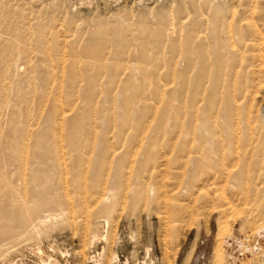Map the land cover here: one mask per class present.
<instances>
[{
    "label": "rangeland",
    "instance_id": "rangeland-1",
    "mask_svg": "<svg viewBox=\"0 0 264 264\" xmlns=\"http://www.w3.org/2000/svg\"><path fill=\"white\" fill-rule=\"evenodd\" d=\"M0 69V264H264V0H0ZM226 84L239 108L232 139L219 116ZM11 150L27 164L17 169ZM22 213L31 224L16 232Z\"/></svg>",
    "mask_w": 264,
    "mask_h": 264
},
{
    "label": "bare ground",
    "instance_id": "bare-ground-1",
    "mask_svg": "<svg viewBox=\"0 0 264 264\" xmlns=\"http://www.w3.org/2000/svg\"><path fill=\"white\" fill-rule=\"evenodd\" d=\"M79 6H80V5H79ZM86 14H87V13H86ZM256 32H257V31H256ZM260 32H261V31H260ZM17 34H18V33H17ZM215 34H216V33H215ZM211 35H214V34H211ZM260 35H261V34H260ZM258 36H259V35H258ZM212 37H213V38H214V37L217 38V34L214 35V36H212ZM99 38H100V37H99ZM226 38H227V37H226ZM226 38H225V39H226ZM214 39H215V38H214ZM214 39H213V40H214ZM218 39H220V38L218 37ZM227 39H228V38H227ZM227 39H226V41H228ZM94 40H95V39H94ZM97 40H98V39H97ZM100 40H101V39H100ZM215 40H216V39H215ZM95 41H96V40H95ZM216 41H217V40H216ZM221 41H222V40H221ZM196 42H197V41H196ZM200 42H201V41H200ZM200 42H198L199 45H200V44L202 45V43H205V42H202V43H200ZM211 42H212V41H211ZM217 42H218V41H217ZM217 42H216V43H217ZM93 43H94V42H93ZM174 44H175V43H174ZM174 44H173V45H174ZM205 44H208V43H205ZM205 44H204L203 46L200 45V46H201L200 48L204 49V46H206ZM211 44H215V42H214V43H211ZM218 44H219V42H218ZM227 44H228V46L230 45V43H228V42H227ZM262 44H263V43H262ZM173 45H172V46H173ZM194 45H195V44H194ZM199 45H198V48H199ZM209 45H210V44H209ZM234 45H235V44H234ZM244 45H245V44H244ZM260 45H261V44H260ZM40 46H41V45H40ZM91 46H92V45H91ZM172 46H171V47H172ZM174 46H175V45H174ZM174 46H173V47H174ZM210 46H211V45H210ZM212 46H214V45H212ZM235 46H236V45H235ZM196 47H197V46L193 47V49L195 48V50H196ZM215 47L217 48V44H216ZM220 47H221V46H220ZM220 47L218 46V50H221ZM87 48H88V47H87ZM91 48H92V47H91ZM200 48H199V49H200ZM210 48H211V47H209V50H210ZM213 48H214V47H212L211 49L213 50ZM230 48H231V50H232V48H235V47H230V46H229V48H227V50H228V49L230 50ZM246 48H247V47H246ZM89 49H90V48H89ZM94 49H95V48H94ZM98 49H99V48H97L96 52L98 51ZM260 49H261V48H260ZM20 50H21V49H20ZM99 50H100V49H99ZM102 50H103V49H102ZM214 50H215V48H214ZM214 50H213V51H214ZM216 50H217V49H216ZM216 50H215V51H216ZM218 50H217L216 52H215V51H214V52L217 53ZM231 50H230V54H229V57H228L227 60H229V58H230L231 62H233V61H232V57L235 55V58H236V57H237V54H236V50H235V52L232 51L233 53L231 54ZM245 50H246V49H245ZM6 51H7V50H6ZM6 51H5V52H6ZM91 51H93V50H91ZM116 51L119 52L120 49H119V50H116ZM197 51H199V50L197 49ZM203 51L205 52V50H203ZM203 51L201 50L200 52H201V53H204ZM213 51H212V52H213ZM94 52H95V51H94ZM99 52H100V51H99ZM210 52H211V50H210ZM214 52H213V53H214ZM219 52H220V51H219ZM259 52H260V51H259ZM220 53H221V52H220ZM248 53H249V52H248ZM21 54H22V53H21ZM196 54H197V52H196ZM198 54H199V53H198ZM198 54H197V56H198ZM211 54H212V53H211ZM211 54H210V55H211ZM239 54H240V53H239ZM200 55H201V54H199V57H200ZM205 55H206V54H205ZM214 55H215V54H214ZM201 56H202V55H201ZM217 56H219V55L216 54L214 59H217V58H218ZM26 57H27V56H26ZM204 57H205V56H204ZM211 57H212V55L210 56V59H211ZM213 57H214V56H213ZM213 57H212V58H213ZM220 57H221V56H220ZM19 58H20V57H19ZM65 58H66V57H65ZM195 58H196V57H195ZM252 58H254V57H252ZM88 59H89V58H88ZM219 59H220V58H218V60H219ZM221 59H222V58H221ZM243 59H244V57H243ZM35 60H36V59H35ZM44 60H45V59H44ZM48 60H49V59H48ZM190 60H191V59H190ZM190 60H189V62H190ZM193 60H196V59H193ZM193 60H192V61H193ZM197 60H199V58H198ZM212 60H213V59H212ZM233 60H234V59H233ZM237 60H238V59H237ZM1 61H2V60H1ZM45 61H46V60H45ZM199 61H200V60H199ZM199 61H198V62H199ZM203 61H204V60H203ZM214 61H215V60H214ZM216 61H217V60H216ZM223 61H224V60H223ZM234 61H235V60H234ZM243 61H244V60H243ZM46 62L48 63V61H46ZM46 62H45V63H46ZM52 62H53V61H52ZM85 62H86V61H85ZM89 62H90V61H89ZM89 62H87L88 65L90 64ZM201 62H202V60H201ZM205 62H207V61H205ZM208 62H209V61H208ZM218 62H220V60L217 61V63H218ZM228 62H229V61H228ZM231 62H230V64H231ZM244 62H246V61H244ZM24 63H25V62H24ZM43 63H44V61H43ZM43 63H42V64L39 63V67L42 66L41 68H45V66H46L45 69H48V70H49V68H47V65H46V64H43ZM87 63H86V65H87ZM196 63H197V62H196ZM210 63H211V62H210ZM212 63H213V62H212ZM235 63H236V62H235ZM235 63H233V64H235ZM240 63H241V62H240ZM250 63H251V62H250ZM1 64H2V62H1ZM25 64H26V63H25ZM62 64H63V63H62ZM73 64H74V62H73ZM194 64H195V63H194ZM201 64H202V63H200L199 65H201ZM203 64H205V63L203 62ZM224 64H225V63H224ZM233 64H232V65H233ZM13 65H14V64H13ZM20 65H21V64H20ZM20 65H19V66H20ZM44 65H45V66H44ZM74 65H75V64H74ZM83 65H84V64H83ZM90 65H91V64H90ZM199 65L197 66V69H198ZM210 65H211V64H210ZM218 65H219V64H217L216 66L214 65L215 68H216V70H217V68H219ZM6 66H7V65H6ZM23 66H24V65H23ZM71 66H72V64H71ZM71 66H70V68H71ZM189 66H190V64H189ZM212 66H213V65H212ZM212 66H211V67H212ZM228 66H230V65L228 64ZM228 66H227V67H228ZM248 66H250V65L248 64ZM14 67H15V65H14ZM90 67H91V66H90ZM113 67H114V66H113ZM115 67H116V66H115ZM135 67H136V66H135ZM135 67H134V71H137V70H138L136 73L141 72V69H140V68H139V69H140V71H139V69L136 70L137 67H136V68H135ZM186 67H187V64H186ZM201 67H202V65H201ZM223 67H224V66H223ZM230 67H231V66H230ZM233 67L235 68L236 66L233 65ZM7 68H8V67H7ZM10 68H11V67H10ZM41 68H40V69H41ZM64 68H65V67H64ZM199 68H200V67H199ZM208 68H210V67H208ZM228 68H229V67H228ZM238 68H239V67H238ZM45 69H44V71H39V73H40V72H41V73L43 72V74L45 75V73H44V72H46ZM87 69H88V67H87ZM91 69H92V68H91ZM202 69H204V66H203V68H200V71H202ZM251 69H252V68H251ZM0 70H1V69H0ZM24 70H25V69H24ZM41 70H42V69H41ZM63 70H64V69H63ZM70 70H71V71H72V70L75 71L76 69L73 67V69H70ZM186 70H187V69H186ZM204 70H205V69H204ZM210 70L212 71L211 68H210ZM216 70H214V71H216ZM233 70H234V69H233ZM74 71H73V72H74ZM231 71H232V70H231ZM240 71H241V70H240ZM73 72H72V73L70 72V73H71V76H70V77H72V75H75V74H73ZM212 72H213V71H212ZM212 72H211V74H212ZM216 72H217V71H216ZM227 72H228V74L231 73V72L228 71V69H227ZM227 72L225 71L226 75H227ZM238 72H239V71H238ZM244 72H245V71H244ZM8 73H10V72H8ZM22 73H23V72H22ZM41 73H40V75L42 76ZM65 73H66V71H65ZM74 73H77V72H74ZM219 73H220V71H219V69H218V73H217V74L215 73V75H217V77H216V76H213V78L216 77L215 79L218 80V79H219V78H218ZM247 73H248V72H247ZM250 73H251V72H250ZM11 74H12V73H11ZM16 74H17V73H16ZM199 74H200V73H199ZM202 74H204V73H202ZM206 74H208V73H206ZM9 75H10V74H9ZM19 75H20V74H19ZM35 75H36V74H35ZM35 75H34V76H35ZM57 75H58V74H57ZM204 75H205V74H204ZM208 75H210V74H208ZM212 75H213V74H212ZM212 75H211V76H212ZM226 75H225V76H226ZM230 75H231V74H230ZM0 76H1V75H0ZM2 76H3V74H2ZM2 76H1V77H2ZM41 76H40V77H41ZM46 76H47V74H46ZM49 76H50V72H49ZM49 76H47V77L50 79ZM198 76H199V75H198ZM206 76H207V75H206ZM16 77H17V76H16ZM16 77H15V78H16ZM26 77H27V76H26ZM44 77H45V76H43V77H41V78H44ZM202 77H204V76L202 75ZM207 77H208V76H207ZM2 78H4V77H2ZM2 78H1V79H2ZM48 78H47V79H48ZM198 78H199V77H198ZM198 78H197V79H198ZM213 78H211V80L208 81V83H207L208 85H209L210 82H213V80H212ZM34 79H35V78H34ZM44 79H45V78H44ZM47 79H45V80H47ZM49 79H48V80H49ZM72 79H74L73 81H75L74 76H73ZM197 79H196V80H197ZM201 79H202V78H201ZM208 79H210V76H209ZM225 79H227V78L225 77ZM5 80H6V79H5ZM40 80H41V83H42L43 80H42V79H40ZM45 80L43 81V83H47V82H45ZM48 80H47V81H48ZM50 80H51V79H50ZM196 80H195V81H196ZM203 80H204V79H203ZM229 80H230V78L228 79V81H229ZM19 81H20V80H19ZM197 81H198V80H197ZM214 81H216V80H214ZM10 82H11V80H10ZM14 82H15V80H14ZM54 82H55V80H54ZM134 82H136V81H134ZM182 82H183V84H184V81H182ZM202 82H203V81H202ZM222 82H223V81H222ZM224 82H226V81H224ZM6 83H7V82H6ZM16 83H17V81H16ZM43 83H42V85H43ZM61 83H62V82H61ZM72 83H73V82H72ZM195 83H197V82H195ZM200 83H201V82H199L198 85H199ZM203 83H204V82H203ZM216 83H217V81H216ZM229 83H230V81H229ZM229 83H228V84H229ZM49 84H51L50 81H49ZM138 84H139V83H138ZM140 84H141V83H140ZM144 84H145V83H144ZM183 84H181V86H182V87L180 86L181 88L179 87L180 89H182L183 86H185V85H183ZM210 84H211V83H210ZM228 84H226L227 87H226V89H224L223 87H224L225 84L223 83L222 90L224 89V90H223V91H224V92H223L224 94H223V96H222V95H221V96L219 95L221 98H223V99H222L223 101L220 102V103L223 104V105H222V110H220V111H221V114H220L219 116H222V118L224 119L223 122L225 121V122H224V123H225V128H223L224 126H222V129L225 130L224 133H226V135L228 136V138H231V139H232V138H233L235 135H237V133L239 132V131L236 132V128H237V127H236V128L234 127V123H235L234 116H236V114H237V113H236V110L239 109V108L236 107V106H237V105L235 104L236 101L233 100L232 93H231L232 90H230V89H232V87L234 88L235 85H234V86L231 85L232 87L229 89L230 85H228ZM4 85H5V84H4ZM52 85H53V84H52ZM72 85H74V84H72ZM72 85H71V86H72ZM136 85H137V84H135V87H136ZM142 85H143V83L141 84V87H142ZM165 85H167V84H165ZM193 85H195V84L193 83ZM208 85H207V86H208ZM212 85H213V83H212ZM215 85H216V84H215ZM241 85H242V84H241ZM241 85H240V86H241ZM5 86H6V85H5ZM31 86H32V85H31ZM45 86H46V84H45ZM47 86H50V85H47ZM139 86H140V85H139ZM143 86H144V85H143ZM202 86H203V85H202ZM207 86H205V88H207ZM221 86H222V85H221ZM244 86H245V85H244ZM158 87H159V86H158ZM169 87H170V86H169ZM208 87H209V86H208ZM210 87H211V86H210ZM212 87H213V86H212ZM3 88H4V87H3ZM41 88H42V87H41ZM143 88H144V87H143ZM143 88H141V90H142ZM161 88H162V90L165 89V88H163V87H161ZM167 88H168V87H167ZM167 88H166V90H168ZM170 88H171V87H170ZM176 88H177V87H176ZM193 88H194V86H193ZM193 88H192V94H193V93L195 94V92H194L193 90H197V89H193ZM196 88H197V87H196ZM198 88H199V87H198ZM202 88H203V87H202ZM239 88H241V87H239ZM242 88H244V87H242ZM49 89H50V88H49ZM49 89H48V91H49ZM133 89H134V91H135V88H134V87H133ZM136 89H137V88H136ZM145 89H146V88H144L143 90H145ZM172 89L174 90V88H172ZM180 89H179V90H180ZM209 89H211V90L208 91V92H209L208 97H209V99H210V100H209V99H208V100L210 101V104H211V103H216L215 101H217V97H218V94H219V92H220V91H219V88H218L217 86H214L213 88H209ZM248 89H249V88H248ZM36 90L38 91V89H36ZM143 90H142L141 92H139V93L141 94V93L143 92ZM166 90H165V92H166ZM169 90H170V89H169ZM173 90H170V91L173 93ZM182 90H183V89H182ZM182 90H181V91H182ZM198 90H199V89H198ZM203 90H204V94H205L206 91H205V89H203ZM233 90H234V89H233ZM44 91H45V90H44ZM174 91H176V90H174ZM234 91H235V90H234ZM240 91L242 92V89H240ZM144 92H146V90H145ZM168 92H169V91H167V93H168ZM171 92H170V93H171ZM177 92H178V90H177ZM177 92H176V93H173V94H177ZM182 92L184 93V91H182ZM200 92H202V91H200ZM243 92H244V90H243ZM45 93H46V92H45ZM45 93H44V94H45ZM135 93H137V92L135 91ZM170 93H168V94H170ZM21 94H22V93H21ZM142 94H143V93H142ZM142 94H141V95H142ZM163 94H165V93H163ZM181 94H182V93H181ZM181 94L178 93V95L182 96ZM192 94H191V95H192ZM202 94H203V93H202ZM206 94H207V93H206ZM206 94H205V95H206ZM221 94H222V93H221ZM134 95H136V94H134ZM200 95H201V93H200ZM205 95H203V96H205ZM136 96H137V95H136ZM174 96H175V95H174ZM180 96H179V97H180ZM42 97H43V95H42ZM44 97H45V96H44ZM175 97H178V96H175ZM191 97H192V96H191ZM200 97H201V96H200ZM189 98H190V97H189ZM201 98H203V97H201ZM124 99H125V98H124ZM124 99H121V102L123 101V103H124L125 100L130 99V97H129L128 99H127V98H126L125 100H124ZM180 99H181V97L179 98V100H180ZM190 99H191V98H190ZM205 99H206V98H205ZM239 99H240V98H239ZM55 100H56V99H55ZM176 100H177V99H176ZM179 100H177V101L179 102ZM192 100H193V99H191V101H192ZM200 100H201V99H200ZM189 101H190V100H189ZM194 102H195V101H194ZM194 102H193V103H194ZM198 102H199V101H198ZM238 102H239V101H238ZM123 103H122V104H123ZM200 103H201V101H200ZM194 104H195V103H194ZM54 105H55V104H54ZM57 105H58V104H57ZM125 105H126V104H125ZM125 105H124V106H125ZM192 105H193V104H192ZM122 106H123V105H122ZM59 107H60V106H59ZM127 107H128V106H127ZM127 107L125 106V107H123V109H124V108H127ZM129 107L131 108V105H130ZM209 107H210V109H211V105H209ZM54 108H55V107H54ZM130 108H129V110H131ZM242 108H243V107H242ZM57 109H58V108H57ZM59 109H60V108H59ZM218 109H219V108H218ZM243 109H244V108H243ZM65 110H66V108L63 109L64 112H65ZM125 110L127 111V109H125ZM177 110H181V109L178 108ZM216 110H217V109H216ZM53 111H55V110L53 109ZM57 111H58V110H57ZM57 111H56V113H58V112L60 113L62 110H61V111L59 110L58 112H57ZM133 111H134V110H133ZM218 111H219V110H217V112H218ZM66 112H67V110H66ZM124 112H125V111L123 110V114H124ZM175 112H176V111H175ZM177 112H178L177 115H179V111H177ZM177 112H176V113H177ZM208 112H209V111H208ZM125 113H126V112H125ZM181 113H182V112H181ZM204 113H205V111H204ZM219 113H220V112H219ZM235 113H236V114H235ZM63 114H64V113H63ZM121 114H122V113H121ZM123 114H122V115H123ZM169 114H170V113H169ZM171 114H172V113H171ZM171 114H170V115H171ZM202 114H203V113H202ZM50 115H51V114H50ZM50 115H48V116H50ZM53 115H55V113H54ZM59 115H60V114H59ZM59 115L57 114V116H59ZM61 115H62V113H61ZM65 115H66V114H65ZM65 115H64V117H65ZM133 115H134V114H133ZM180 115H181V114H180ZM207 115H208V114L205 113V114H203V116H201L202 119H203V122L201 123L202 125H201V131H200V132L204 135V137H205V136H208L209 133H210L211 131H213V130H211V126L214 125L213 123H212L213 125L210 123V121H209ZM237 115H238V114H237ZM55 116H56V115H55ZM60 117H61V116H60ZM60 117H59V118L57 117V119H61ZM80 117H82V116H80ZM49 118H50V117H49ZM49 118H48V119H49ZM51 118H52V116H51ZM53 118H54V117H53ZM53 118H52V119H53ZM55 118H56V117H55ZM55 118H54V119H55ZM67 118H69L68 115H67ZM76 118H77V117H76ZM123 118H126V116H123ZM133 118H134V117H133ZM48 119H47V120H48ZM69 119H70V118H69ZM69 119H67V120H69ZM77 119L79 120V117H78ZM85 119H86V118H85ZM235 119H236V118H235ZM50 120H51V119H50ZM63 120H64V118H62V120H60V122L63 121ZM53 121L55 122V120H53ZM70 121H71V120H70ZM86 121H87V120H86ZM124 121H125V120H124ZM221 121H222V120H221ZM242 121H243V120H242ZM242 121H241V123H242ZM27 122H28V121H27ZM30 122H31V121L29 120V124H32V122H31V123H30ZM63 122H64V121H63ZM63 122H62V123H63ZM236 122H237V121H236ZM56 123H57V122H56ZM122 123H123V122H122ZM238 123H239V122H238ZM5 124H6V123H5ZM26 124H27V123H26ZM26 124L23 125V126H24L23 130L25 129ZM54 124H55V123H54ZM63 124H64V123H63ZM76 124H77V123H76ZM78 124H79V123H78ZM222 124H223V123H222ZM239 124H240V123H239ZM61 125H62V124H61ZM86 125H87V124H86ZM236 125H237V124H236ZM236 125H235V126H236ZM9 126H10V125H9ZM29 126H30V125H29ZM31 126H32V125H31ZM56 126H57V125H56ZM75 126H76V125H75ZM78 126H80V125H78ZM78 126H76V128H77ZM83 126H84V125H83ZM83 126H82V127H83ZM40 127H41V126H40ZM59 127H60V126H59ZM85 127H86V126H85ZM2 128H4V127H2ZM27 128H29V127H27ZM73 128H74V126H73ZM213 128H214V127H213ZM244 128H246V126H245ZM35 129H36V128H35ZM59 129H60V128H59ZM74 129H75V128H74ZM77 129H79V128H77ZM77 129H75V130H77ZM215 130H216V129H215ZM239 130H240V129H239ZM243 130H244V129H243ZM26 131H27V130H26ZM28 131H29V130H28ZM35 131H36V130H35ZM46 131H47V130H46ZM241 131H242V130H241ZM241 131H240V133H241ZM31 132L33 133V130H31ZM58 132H59V131H58ZM71 132H72V130H71ZM74 132H75V131H74ZM214 132H216V131H213L212 133L215 134ZM245 132H246V131H245ZM25 133H26V132H25ZM27 133H28V132H27ZM32 133H31V134H32ZM72 133H73V132H72ZM72 133H71V134H72ZM212 133H210V135H211ZM238 134H239V133H238ZM241 134H242V133H241ZM243 134H244V133H243ZM4 135H5V134H4ZM10 135L13 136L12 134H9V135L6 136V138H7L8 136L10 137ZM25 135H26V134H25ZM33 135H34V134H33ZM33 135H32V136H33ZM72 135H73V134H72ZM89 135H90V134H89ZM203 135H201V136H203ZM210 135H209L208 137H205V139L208 138L209 140H211V139L213 140V137H214V136L212 135V137H210ZM26 136H28V134H27ZM37 136H38V135H37ZM42 136H43V135H42ZM227 136H225V137H227ZM30 137H31V135H30ZM97 137H98V136H97ZM184 137H185V135H184ZM204 137H203L202 139H204ZM235 137H236V136H235ZM32 138H34V137H32ZM44 138H46L45 135H44ZM210 138H211V139H210ZM3 139H4V138H3ZM9 139H10V138H9ZM9 139H8V140H9ZM30 139H31V138H30ZM71 139H72V138H71ZM208 139H207V141H208ZM226 139H227V138H226ZM6 140H7V139H6ZM8 140H7V141H8ZM28 140H29V139H28ZM36 140H37V137H36ZM212 140H211V141H212ZM223 140H224V139H223ZM227 140H228V139H227ZM229 140H230V139H229ZM11 141H12V138H11ZM14 141H15V140H14ZM30 141H31V140H30ZM30 141H29V142H30ZM48 141H49V140H48ZM204 141H205V140H204ZM218 141H219V140H218ZM230 141H231V140H230ZM2 142H3V141H2ZM9 142H10V141H9ZM9 142H8V143H9ZM12 142H13V141H12ZM37 142H38V141H37ZM40 142H41V141H40ZM213 142H214V141H213ZM225 142H226V141H225ZM231 142H232V141H231ZM4 143H7V142L5 141ZM13 143H14V142H13ZM207 143H208V142H207ZM226 143H227V142H226ZM0 144H1V143H0ZM9 144H11V143H9ZM9 144H8V145H9ZM27 144H29V143H27ZM33 144L35 145V142H34ZM38 144H39V142H38ZM42 144H43V142H42ZM212 144H213V143H212ZM12 145H13L12 147L14 148V144H12ZM22 145H23V144H22ZM31 145H32V143H31ZM34 145H32V146H34ZM46 145H47V144H46ZM216 145H217V144H216ZM229 145H230V144H229ZM239 145H240V144H239ZM252 145H253V144H252ZM2 146H3V144H2ZM5 146H6V144H5ZM38 146H39V148H38V147H36V148H37V150L39 151L41 148H40V145H38ZM43 146H44V145H43ZM43 146H42V147H43ZM219 146H220V145H219ZM225 146H226V145H225ZM232 146H233V145H232ZM235 146L237 147V145H235ZM0 147H1V146H0ZM8 147H10V146H8ZM22 147H23V146H22ZM24 147H25V145H24ZM44 147H45V146H44ZM208 147H209V145H208ZM214 147H215V146H214ZM238 147H239V146H238ZM25 148H27V147H25ZM253 148H254V147H253ZM2 149H3V148H1V150H2ZM4 149H6V151L9 153V150H7V149H9V148H4ZM10 149H12V148H10ZM14 149H15V148H14ZM48 149H49V148H48ZM236 149H237V148H235V150H236ZM12 150H13V149H12ZM12 150H11L10 153L13 152ZM16 150H19V146H18V145H17V147H16ZM27 150H28V149H27ZM27 150H26V151H27ZM29 150H30V148H29ZM3 151H4V150H3ZM3 151H2V152H3ZM41 151H44V149L41 150ZM41 151H40V152H41ZM224 151H225V150H224ZM229 151H230V150H229ZM232 151H233V150H232ZM7 152H6V153H7ZM27 152H28V151H27ZM220 152H221V151H220ZM230 152H231V151H230ZM230 152H229V153H230ZM239 152H240V150H239ZM239 152H238V154H239ZM13 153H14V152H13ZM46 153H47V152H45V154H46ZM231 153H232V152H231ZM236 153H237V152H236ZM214 154H215V153H214ZM216 154H217V153H216ZM243 154H244V153H243ZM8 155H10V154H8ZM22 155H23V153H22L21 151H19L18 153L16 152V153H14V155L12 154V156H11V155L9 156L10 158L12 157V158L14 159V161H13L12 159H9V158H8L9 161H10V160L13 161V164H14V165L17 164V166H16L17 169H20L24 164L26 165L27 162H28L27 160H26L27 162H25V160H23V157H24V156L22 157ZM43 155H44V154H42V156H43ZM217 155H218V154H217ZM223 155H224V154H223ZM25 156H26V155H25ZM239 156H240V155H239ZM242 156H243V155H242ZM43 157H44V156H43ZM47 157H48V156H47ZM191 157H192V156H191ZM226 157H227V156H226ZM40 158H42V157H40ZM197 158H198V157H197ZM219 158H220V157H219ZM222 158H223V157H222ZM222 158H221V159H222ZM242 158H243V157H242ZM1 159H2V158H1ZM48 159H49V158H48ZM64 159H65V158H64ZM224 159H225V158H224ZM227 159H228V158H227ZM2 160H3V159H2ZM44 160H45V158H44ZM195 160H196V159H195ZM211 160H212V159H211ZM249 160H250V159H249ZM11 161H10V162H11ZM65 161H66V160H65ZM224 161H225V160H224ZM37 162H38V161H37ZM48 162H49V161H48ZM191 162H192V161H191ZM247 162H248V161H247ZM40 163H41V161H40ZM64 163H65V162H64ZM223 163H224V162H223ZM42 164H45V163L43 162ZM46 164H47V163H46ZM213 164H214V163H213ZM221 164H222V163H221ZM8 165H9V164H8ZM31 165H33V163H32ZM210 165H211V164H210ZM223 165H224V164H223ZM12 166H13V165H12ZM28 166H29V165H28ZM33 166H34V165H33ZM33 166H32V167H33ZM3 167H4V166H3ZM29 167H30V166H29ZM57 167H58V166H57ZM64 167H65V166H64ZM7 168H8V167H7ZM49 168H50V167H49ZM2 169H3V168H0V172H1V173H0V184H1V182H2V179H3L4 177H6V175H4V174L7 172V171H5L4 174H3V171H1ZM5 169H6V168H5ZM5 169H4V170H5ZM10 169H11V168H10ZM10 169H9V170H10ZM13 169H14V168H13ZM23 169H24V168H23ZM32 170H33V168H32ZM50 170H51V169H50ZM120 170H121V169H120ZM240 170H241V169H240ZM244 170H245V169H244ZM244 170H243V174H244ZM19 171H20V170H19ZM24 171H25V170H24ZM39 171H40V170H39ZM39 171H38V172H39ZM41 171H42V170H41ZM47 171H48V169H47ZM20 172H21V171H20ZM20 172H19V173H20ZM45 172H46V170H45ZM49 172H50V171H49ZM240 172H241V171H240ZM8 173H9V171H8ZM11 173H12V172H11ZM24 173H25V172H24ZM27 173H28V170H27ZM27 173H25L24 175L26 176ZM31 173H32V172H31ZM43 173H44V172H43ZM229 173H230V172H229ZM241 173H242V172H241ZM6 174H7V173H6ZM38 174H41V173H38ZM45 174H47V173H44L43 180H44V178L47 176V175H45ZM49 174L52 175L51 173H48V176H49ZM236 174H237V173H236ZM243 174H238V175H236L235 178H234V181H236L237 187H241V186L243 187V185L246 183L245 179L243 178V177H245V176H243ZM246 175H247V174H246ZM30 176H31V175H30ZM32 176L34 177L35 175L32 173ZM42 176H43V175L41 174V178H42ZM48 176H47V178H48ZM8 177H9V176H8ZM38 177H39V176H38ZM30 178H31V177H30ZM30 178H29V179H30ZM41 178H40V179H41ZM49 178H51V180H52V177H49ZM115 179H116V178H115ZM189 179H190V178H189ZM27 180H28V179H27ZM33 180H34V179H33ZM36 180H37V179H36ZM51 180H50V181H51ZM231 180H232V179H231ZM246 180H247V179H246ZM29 181H30V180H29ZM38 181H39V180H37V181H35V182H38ZM44 181H45V180H44ZM46 181H47V179H46ZM48 181H49V180H48ZM48 181H47V182H48ZM232 181H233V180H232ZM7 182H8V181H7ZM41 182H42V181H41ZM5 183H6V181H5ZM8 183H9V182H8ZM8 183H6V185H7ZM43 183H44V182H43ZM43 183H42V184H43ZM52 183H53V182H52ZM9 184H10V183H9ZM9 184H8V185H9ZM28 184H29V182H28ZM30 184H31V183H30ZM40 184H41V183L39 182V185H38V186L41 187ZM49 184H50V183H49ZM118 184H120V183L118 182ZM25 185H26V184H24V186H25ZM4 186H5V185H4ZM11 186H14V185L11 184ZM11 186H10V187H11ZM22 186H23V185H22ZM29 187H30V186H29ZM31 187H34V186H31ZM35 187H37L36 184H35ZM40 187H39V188H40ZM44 187H45V183H44ZM49 187H50V186L47 185V190H48V191H49V189H50ZM114 187H115V186H114ZM138 187H139V185H138ZM12 188H13V189H12ZM12 188H11L12 191H14V190L16 191V190L19 189L18 186H17V189H15L16 187H15V188L12 187ZM37 188H38V187H37ZM11 189H10V190H11ZM41 189L44 190V188H42V187H41ZM45 189H46V187H45ZM112 189H113V188H112ZM2 190H3V189H2ZM7 190H9V189H7ZM47 190H46V191H47ZM12 191H11V192H12ZM15 191H14V192H15ZM18 191L20 192L21 190H18ZM18 191H17V192H18ZM32 191H33V190H32ZM40 191H41V190L38 191V190L36 189V193H37V194H39ZM112 191H113V190H112ZM34 192H35V189H34V191L32 192V194H33ZM114 192H115V191H114ZM9 193H10V192H9ZM9 193H8V195L10 196L11 193H10V194H9ZM45 193H46V192H45ZM108 193H109V192H108ZM17 194H18V193H17ZM37 194H35V195H37ZM112 194H113V193L111 192V196H112ZM4 195L7 196V193H5ZM12 195H16V193H15V194H12ZM9 196H8V198H9ZM16 196H17V195H16ZM16 196H15V198L13 199V200H14L13 202H16V200L18 201V203L21 202V201H19V200L22 199V198H20L19 195H18L17 197H19L20 199H16ZM20 196H21V195H20ZM22 196H23V195H22ZM108 196H109V195H108ZM108 196H107V197H108ZM111 196H110V197H111ZM115 196H116V195H115ZM13 197H14V196H13ZM110 197H109V198H110ZM10 198H11V197H10ZM102 198H103V197H102ZM109 198H108V199H109ZM42 199H43V198H42ZM106 199H107V198H106ZM116 199H117V198H116ZM22 200H24V199H22ZM45 200H46V199H45ZM48 200H49V199H48ZM110 200H112V198H111ZM10 201L12 202V200H10ZM51 201H52V200H51ZM113 201H114V198H113ZM25 202H26V201H25ZM25 202L23 201L21 207L23 206V204H25ZM57 202H58V201H57ZM104 202H106V200H105ZM115 202H116V201H115ZM2 203H3V202H2ZM28 203H29V202H28ZM28 203H26V204H28ZM46 203H47V202H46ZM51 203H53V201H52ZM110 203H111V202H110ZM10 204H11V203H10ZM10 204H9V206H7L8 204H6V207H7V209H8V207H9V209H10V211H11V208H12L11 206H12V205L10 206ZM14 204H15V203H14ZM20 204H21V203H20ZM39 204H40V203H39ZM56 204H57V203H56ZM28 205H29V204H28ZM106 205H108V204H106ZM111 205H113V204H111ZM114 205H115V204H114ZM19 206H20V205H18L19 210L22 209V208H20ZM24 206H25V205H24ZM24 206H23V207H24ZM59 206H60V205H59ZM109 206H110V204H109ZM25 207H26V206H25ZM114 207H115V206H114ZM16 208H17V207H16ZM18 208H17V210H18ZM27 208H28V206H27ZM27 208H26V209H27ZM55 208H56V206H55ZM108 208H109V207H108ZM7 209H5V210L7 211ZM13 209H15V208H13ZM13 209H12V210H13ZM51 209H52V208H51ZM59 209H60V208H59ZM62 209H63V208H62ZM97 209H98V208H97ZM24 210H25V209H24ZM24 210H23V211H24ZM43 210H44V209H43ZM73 210H74V209H73ZM112 210H113V209H112ZM0 211H1V210H0ZM3 211H4V209H3ZM8 211H9V210H8ZM8 211H7V212H8ZM10 211H9V212H10ZM26 211H27V210H25L24 212H26ZM7 212H6V213H7ZM11 212L13 213V211H11ZM20 212H22V211H20ZM24 212H23V213H24ZM27 212H28V211H27ZM27 212H26V213H27ZM58 212H59V211H58ZM16 213H17V212H16ZM23 213H22V216H23ZM255 213H256V212H255ZM8 214H10V213H8ZM49 214H50V213H49ZM65 214H66V213H65ZM94 214H95V213H94ZM10 215H12V214H10ZM15 215H16V214H15ZM29 215H30V214H29ZM29 215H28V216H29ZM16 216H17V215H16ZM30 216H31V215H30ZM30 216H29V217H30ZM34 216H35V215H34ZM47 216H48V215H47ZM49 216H50V215H49ZM49 216H48V217H49ZM58 216H59V215H58ZM254 216H255V218H256V215H254ZM259 216H260V215L258 214V217H259ZM41 217H43V216H41ZM44 217H45L44 219H46V216H44ZM52 217H53V216H52ZM5 218H6V217H5ZM17 218H18V217H17ZM30 218H31V217H30ZM32 218H34V217H32ZM37 218H38V217H37ZM37 218H36V219H37ZM39 218H40V217H39ZM53 218H54V217H53ZM57 218H58V217H57ZM253 218H254V217H253ZM253 218L251 217V222H250V224H251L253 227L256 228V231H257V232H260V231H261V228H262V225H263V222L260 221V219H258V220H259L261 223H260L258 220H253V221H252ZM261 218H262V217H261ZM48 219H49V218H48ZM55 219H56V218H55ZM249 219H250V218H249ZM5 220H6V219H5ZM5 220H4V221H5ZM8 220H9V219H8ZM10 220H11V219H10ZM13 220H14V219H13ZM19 220H20V225H19V227H18V226L16 227V228H18V229H16V232H17L18 230L25 229V227H26L27 225L31 224L30 222H29V224H27V223H28V217H27V215H26V216H23L22 219H21V217H20ZM40 220H43V219H40ZM40 220H39V221H40ZM46 220H47V219H46ZM46 220H44V221H46ZM29 221H32V220L30 219ZM248 221H249V220H248ZM6 222H8V224L10 223L9 221H6ZM11 223H12V222H11ZM37 223H38V222H37ZM39 223L42 224L43 222L40 221ZM45 223H46V222H45ZM3 224H4V222H3ZM41 224H40V225H41ZM87 224H88V223H87ZM17 225H18V224H17ZM7 226H9V225H7ZM32 226H34V224H33ZM9 227H11V226H9ZM12 227H13V226H12ZM28 227H29V226H28ZM33 228H34V227H33ZM35 228H37V225H36ZM45 229H46V228H45ZM6 230H7V229H6ZM31 230H32V229H31ZM34 230H35V229H34ZM40 230H41V229H40ZM47 230H48V229H47ZM2 231H3V229H2ZM9 231H12V233H13V230H10V229H9ZM21 231H22V230H21ZM29 231H30V230H29ZM29 231H28V233H30ZM90 231H91V230H90ZM21 233H22V232H21ZM7 234H8V233H7ZM14 234H15V232H14ZM23 234H24V233H23ZM10 235H11V232H10ZM13 236H14V235H13ZM11 237H12V236H11ZM7 238H8V237H7ZM14 238H16V237H14ZM2 240H3V239H2ZM11 240H12V239H11ZM7 242H8V241H7ZM241 243H242V242H241ZM1 244H2V243H1ZM8 244H9V243H8ZM3 245H4V243H3ZM12 245H13V244H12ZM240 246H241V245H240ZM1 247H4V246L0 245V249H1ZM245 250H246V249L243 247V248H242V251H245ZM0 251H1V250H0Z\"/></svg>",
    "mask_w": 264,
    "mask_h": 264
},
{
    "label": "built area",
    "instance_id": "built-area-1",
    "mask_svg": "<svg viewBox=\"0 0 264 264\" xmlns=\"http://www.w3.org/2000/svg\"><path fill=\"white\" fill-rule=\"evenodd\" d=\"M243 241V240H242ZM245 245H246V247H252L249 243H247V242H245ZM254 248V247H253ZM256 248V247H255ZM246 251H248V250H245V251H243L242 253H244V252H246Z\"/></svg>",
    "mask_w": 264,
    "mask_h": 264
}]
</instances>
